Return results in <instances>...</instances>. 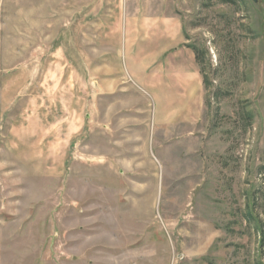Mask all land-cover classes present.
<instances>
[{
    "label": "rangeland",
    "instance_id": "374dc122",
    "mask_svg": "<svg viewBox=\"0 0 264 264\" xmlns=\"http://www.w3.org/2000/svg\"><path fill=\"white\" fill-rule=\"evenodd\" d=\"M0 264H264V0H0Z\"/></svg>",
    "mask_w": 264,
    "mask_h": 264
},
{
    "label": "trees",
    "instance_id": "16d2710c",
    "mask_svg": "<svg viewBox=\"0 0 264 264\" xmlns=\"http://www.w3.org/2000/svg\"><path fill=\"white\" fill-rule=\"evenodd\" d=\"M252 1H254V2H256L255 0H252ZM196 55H197V58L199 59V61L201 60V58H200V50L197 48V51H196ZM201 73H202V75H203V79H204V82H205V85L207 86V85H209V80H208V77H207V75H206V70L203 68V67H201Z\"/></svg>",
    "mask_w": 264,
    "mask_h": 264
},
{
    "label": "crops",
    "instance_id": "0c3cea01",
    "mask_svg": "<svg viewBox=\"0 0 264 264\" xmlns=\"http://www.w3.org/2000/svg\"><path fill=\"white\" fill-rule=\"evenodd\" d=\"M165 37H168V36H165ZM173 37H176V38H177L178 36H177L176 34H174V36H173ZM126 38H128V35H127V37H126Z\"/></svg>",
    "mask_w": 264,
    "mask_h": 264
},
{
    "label": "water",
    "instance_id": "95a60500",
    "mask_svg": "<svg viewBox=\"0 0 264 264\" xmlns=\"http://www.w3.org/2000/svg\"><path fill=\"white\" fill-rule=\"evenodd\" d=\"M255 1H257V0H255Z\"/></svg>",
    "mask_w": 264,
    "mask_h": 264
}]
</instances>
